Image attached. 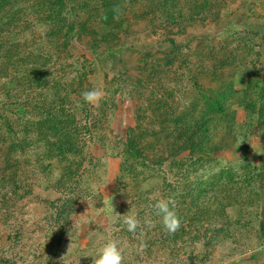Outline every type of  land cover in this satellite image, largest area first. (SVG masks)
Listing matches in <instances>:
<instances>
[{"label": "trees", "instance_id": "1", "mask_svg": "<svg viewBox=\"0 0 264 264\" xmlns=\"http://www.w3.org/2000/svg\"><path fill=\"white\" fill-rule=\"evenodd\" d=\"M221 1L0 0V184L28 196L36 195V189L55 190L58 195L53 200L38 201L51 219L46 240L54 241L56 250L61 239L72 234L73 208L89 204L93 192L95 198L103 199L102 179L94 191L83 183L95 166L90 153L99 135L97 116L112 110L110 102L117 93L135 102L134 124L124 130L120 142L122 152L136 157L141 167L164 173L169 172L168 166L174 167L172 172L185 177L188 168L225 147L231 149L238 140L237 125L233 118L228 120V101L237 93L230 80L239 69H251L248 59L264 57V35L258 30L248 26L232 29L241 45L236 47L228 41L218 46V52L207 55L209 45L202 47L208 43L206 40L172 39L164 64L172 67L178 61L177 68L182 73L177 75L173 67L169 68L167 81L157 76L155 85L144 73L149 66L152 70L160 64L134 68L123 60V54L131 48L126 42L131 35L204 20ZM137 3L143 5L140 14L134 11ZM244 5L255 18H264V13H258L264 8V0H244L243 8ZM139 20L143 27L133 30ZM197 53L202 58L197 63L199 68L185 65ZM104 64L111 65L107 71L113 75L107 81L111 84L105 87L108 97L97 114L95 106L85 102L81 93L93 89L97 67ZM247 91L241 92L243 104L247 112L254 113ZM228 121H232L231 125ZM222 132L227 145L216 138ZM239 137L241 141V132ZM119 166L122 168V164ZM149 195L140 192L133 196L135 213L142 223L135 233H129L119 222L108 230L98 227L99 230L108 237L136 236L150 247L172 243L161 218L142 208L147 204L141 201ZM207 196L205 192L204 198ZM258 198L262 199V193ZM256 199L255 194L248 196L244 213L248 215L255 208ZM102 208L108 209L104 205ZM145 217L157 226L150 229L151 235L144 224ZM253 226L263 232L260 224ZM199 241L207 248L210 239L203 236Z\"/></svg>", "mask_w": 264, "mask_h": 264}, {"label": "rangeland", "instance_id": "2", "mask_svg": "<svg viewBox=\"0 0 264 264\" xmlns=\"http://www.w3.org/2000/svg\"><path fill=\"white\" fill-rule=\"evenodd\" d=\"M243 3L244 0H222L212 7L204 20L182 27L169 26L133 34L126 39L131 48L123 54V60L134 68L144 64H160V67L152 70L149 66L144 73L153 79L152 85H155L154 78L157 76L167 81L165 77L169 68L173 67L177 75L182 73L177 68L178 61L172 67L164 64L172 39L182 42L188 39L206 40L208 43L202 47L209 45L205 51L207 55L212 51L218 52V46L228 41L236 47L241 45L232 29L248 26L264 35V18H255L248 5L243 8ZM137 5L134 11L138 10L140 14L143 5ZM258 13H264V8L261 7ZM143 25L139 20L138 24L133 25V30L141 29ZM201 59L197 53L185 65L199 68L197 63ZM248 61L253 69L241 68L230 80L233 91L237 93L235 98L231 97L232 100L228 101V120L233 118L235 121L238 140L231 149L224 146L219 153L204 157L200 164L188 168L185 177L172 172L174 167L168 166L167 173L141 167L136 157L122 152L120 141L125 135L124 130L134 124L135 102L123 94L114 95L113 103L110 102L112 110L97 116L99 135L90 153L95 166L83 183L94 191L102 179L100 191L103 199L95 198L97 195L93 192L89 204L73 208L72 234L61 239L57 250L54 241L46 240L51 219L38 201L53 200L58 195L55 190L36 189V195L28 196L23 195L21 190L0 184V264H92L102 244L112 237L125 245L123 264H264V57ZM98 67L92 79L93 88L103 93L99 105H94L97 114L100 104L108 97L105 87L111 84L107 81L113 75L112 71H107L110 64ZM201 79L203 83L206 82L204 78ZM113 87H110L111 90H114ZM246 89L248 93L245 95L248 99L252 98L254 113L247 112L243 104L245 99L241 92ZM204 93L207 94V91ZM231 122L228 121V125ZM216 138L228 144L223 132ZM161 187L164 189L160 190ZM140 192L150 193V198L141 201L147 204L142 205L144 211H153L150 205L160 198H173L176 201L181 227L175 233L168 232L172 243L152 244L150 247L136 236L126 238L112 234L108 237L99 230L98 227L108 230L111 225H117L112 223L114 214L110 211L108 196L112 195L114 211L123 215L122 211L135 212L137 203L133 196ZM205 192L209 196L204 198ZM259 193H262V199L258 198ZM153 194L156 195L151 197ZM252 194H255L257 203L255 210H250L247 215L244 209L247 211V198ZM20 196H24L23 199ZM229 198L231 202L227 201ZM221 203L224 207H221ZM103 205L108 209L102 208ZM252 223L260 224L263 232H258ZM156 227V224H152L146 229L151 235L150 229ZM38 228L41 231H36ZM203 236L210 239L207 248L199 241ZM55 238L58 242L57 236ZM145 238L150 239L149 236ZM175 238L178 241L174 242Z\"/></svg>", "mask_w": 264, "mask_h": 264}, {"label": "clouds", "instance_id": "3", "mask_svg": "<svg viewBox=\"0 0 264 264\" xmlns=\"http://www.w3.org/2000/svg\"><path fill=\"white\" fill-rule=\"evenodd\" d=\"M81 95L85 102L96 106L99 105V102L103 98V93L96 88L84 91ZM109 207L110 211L114 214L112 219L113 224L122 223L129 233H135L138 228H141V219L137 213L130 212L121 215L115 212L111 204V197ZM150 208L156 216L161 218L163 227L167 232L171 234L179 230L181 218L176 210L177 204L173 198H160L150 205ZM144 224L151 227L153 222L149 217H145ZM124 247L125 245H122V242L115 237L107 239L92 259V264H123Z\"/></svg>", "mask_w": 264, "mask_h": 264}]
</instances>
